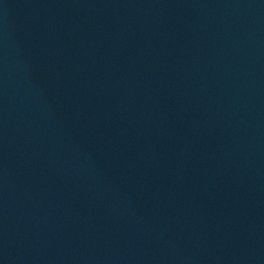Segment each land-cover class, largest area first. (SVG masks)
Instances as JSON below:
<instances>
[{"label":"water","instance_id":"95a60500","mask_svg":"<svg viewBox=\"0 0 264 264\" xmlns=\"http://www.w3.org/2000/svg\"><path fill=\"white\" fill-rule=\"evenodd\" d=\"M0 264H264V0H0Z\"/></svg>","mask_w":264,"mask_h":264}]
</instances>
